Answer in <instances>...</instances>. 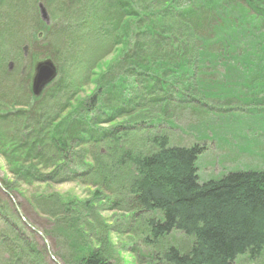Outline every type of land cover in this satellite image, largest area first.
<instances>
[{
    "label": "trees",
    "instance_id": "1",
    "mask_svg": "<svg viewBox=\"0 0 264 264\" xmlns=\"http://www.w3.org/2000/svg\"><path fill=\"white\" fill-rule=\"evenodd\" d=\"M43 1L50 23H41V39L51 37V42L59 36L61 42L53 44L59 54L84 38L106 41L120 47L121 53L114 60L115 68L111 65L100 74L94 70L103 57L81 68L70 55V75L59 76L39 97L33 96L31 81L29 87L1 84L4 91H11V97L0 98L1 121L14 122L9 132L1 126L6 139L1 138L0 150L6 153L10 173L18 181L77 179L73 164L81 154L76 151L81 149L91 160L87 147L93 150L106 139L105 134L94 138V132L86 131L87 126L100 124L88 118L90 111L98 103L104 105L102 99L111 100L113 106L107 110L109 115L103 113L105 119H124L110 131L116 144L111 171L131 169L126 182L131 211L160 215L147 223L154 241L173 231L192 239L186 254L170 247L165 260L170 264H234L240 257L250 262L259 259L264 252V169L228 172L201 182L196 163L203 146H170L166 136L147 134L153 149L145 154L121 142L145 129L131 124L171 117L173 95L191 93L199 103L205 94L222 93L230 97L225 102L264 105V0ZM17 3L0 0V24L14 23ZM47 57L56 60L55 54ZM87 81L94 84L96 94L78 103L88 119L76 124L68 100ZM19 92H24L22 101ZM114 134L119 136L114 138ZM104 142L109 149L111 142ZM47 169L48 175H42ZM4 188L11 194L5 184ZM79 240L73 258L77 264H110L100 246ZM7 249L12 254L17 247L11 244Z\"/></svg>",
    "mask_w": 264,
    "mask_h": 264
},
{
    "label": "rangeland",
    "instance_id": "2",
    "mask_svg": "<svg viewBox=\"0 0 264 264\" xmlns=\"http://www.w3.org/2000/svg\"><path fill=\"white\" fill-rule=\"evenodd\" d=\"M43 3V0H18L19 12L14 23L0 24V98L11 97V91H4L1 84L13 86L17 83L29 87L34 67L40 61L50 60L56 66L54 80L70 75V55L76 59L74 62L77 66L80 63L81 68L93 66L103 57L94 70L96 74L104 73L111 65L115 68L114 60L121 49L106 41L84 38L67 53L62 50L59 54L53 45L54 41L61 42L59 36H56V40L51 39V42V37L49 41L45 36L41 39V23L46 26L50 23L46 6L43 7L48 22L41 18L38 5ZM39 32L38 38L36 35ZM50 53L55 54L56 60L47 57ZM62 60L64 63L67 61L66 65ZM56 61L63 64L61 69ZM84 83L85 88L79 90L75 98L68 100V104L74 108L73 112L70 111L71 119L75 123L88 118L98 120L100 124L87 126L86 131L94 132V138L98 134H105V140L111 142V147L107 149L110 145L107 146L105 140L95 144L93 150L88 146L91 160L81 149L77 150L81 157L75 161L79 165L73 164V167L79 177L65 183H57L56 180L18 181L8 169L6 153L0 150V264H77L73 258L77 254L75 248L79 239H86L85 243L94 248L100 246L110 264H170L164 258L167 249L174 247L180 254H186L192 239L173 231L154 241L147 223L149 219H159L160 215L131 211L126 184L131 169L124 167L111 171L116 163V156L112 155L116 144L112 143L110 131L115 129V125L122 124L124 119H105L107 116L104 114L109 115L110 111L107 110L113 106L112 101L107 99H102L104 105H94L89 117L84 115L85 109L79 110L78 103L96 94L94 84L88 81ZM19 94L22 98L24 92ZM211 94H205L202 101L198 99L200 104L193 101L195 97L191 93L173 95L171 117L154 122L144 119L141 124H131L133 127L141 125L145 129L121 143L136 152L140 150L145 153L153 149L149 136H146L149 134L151 138L155 135L166 136L170 146H203L205 150L196 163L201 182L218 179L228 172L264 169V105L237 104L232 100L225 102L229 95ZM12 124L14 122L9 123V118L5 121L0 119V144L1 138L6 139L1 126H5L4 130L9 132L14 129L10 127ZM117 136L114 134L113 137ZM49 172L50 169H47L41 174L46 176ZM4 184L12 190L11 194ZM11 244L17 247L12 254L7 249V245ZM234 264H264V252L256 261L250 262L246 257H240Z\"/></svg>",
    "mask_w": 264,
    "mask_h": 264
},
{
    "label": "water",
    "instance_id": "3",
    "mask_svg": "<svg viewBox=\"0 0 264 264\" xmlns=\"http://www.w3.org/2000/svg\"><path fill=\"white\" fill-rule=\"evenodd\" d=\"M40 15L43 21L48 22L46 11L42 4L38 5ZM57 69L56 66L50 60H44L38 62L33 70V75L31 78V92L34 97H39L42 91L48 86L56 77ZM2 190V188H1ZM3 191V190H2ZM22 221L36 234L40 235L35 229L30 227L24 220V218L20 217Z\"/></svg>",
    "mask_w": 264,
    "mask_h": 264
}]
</instances>
